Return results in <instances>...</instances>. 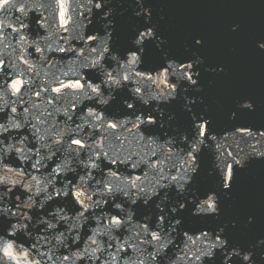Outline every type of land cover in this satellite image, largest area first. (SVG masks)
I'll list each match as a JSON object with an SVG mask.
<instances>
[{
  "label": "clouds",
  "instance_id": "1",
  "mask_svg": "<svg viewBox=\"0 0 264 264\" xmlns=\"http://www.w3.org/2000/svg\"><path fill=\"white\" fill-rule=\"evenodd\" d=\"M57 8L61 24L76 23L75 35L56 23ZM129 8L146 26L133 29L121 54L113 47L115 17ZM153 12L151 0H0V219L10 222L0 234V264H205L218 252L221 264L264 261V237L243 248L230 245L227 222L196 233L182 226L189 205L193 217L220 219L234 183L264 161V125L240 118L257 111L241 99L216 126L204 97L189 93L204 92L201 66L225 69L206 66L188 47L191 59L171 56ZM149 42L162 53L155 69L144 67ZM203 43L194 38L196 47ZM256 47L264 52V39ZM122 92V111H110ZM180 100L190 130L167 110ZM242 128L251 130L242 138L247 150L229 159L225 141ZM205 152L218 181L201 196L194 178ZM161 155L178 163L153 167ZM134 171L144 174L137 179ZM69 198L74 208L55 203ZM138 205L149 213L137 218ZM253 223L249 215L244 227Z\"/></svg>",
  "mask_w": 264,
  "mask_h": 264
},
{
  "label": "water",
  "instance_id": "2",
  "mask_svg": "<svg viewBox=\"0 0 264 264\" xmlns=\"http://www.w3.org/2000/svg\"><path fill=\"white\" fill-rule=\"evenodd\" d=\"M151 4L154 9L153 22L158 25L159 34L168 40L165 48L171 56L180 60L191 59L192 53L185 51L188 47L204 57L206 66L225 69L224 72L209 73L203 70L204 66H201L200 83L204 86V92L189 93L204 97L205 104L210 110L207 115L212 117L216 126L220 127L228 123V114L241 99H252L257 105V111L243 112L240 118L264 125V52H260L256 47V41L264 39V0H151ZM71 13L72 9L69 7L65 19ZM31 15L37 16V13L32 12ZM160 15L165 16L163 21L159 20ZM37 18L43 19V17ZM81 19L82 17H77V23ZM115 19L113 47L123 54L131 48V40L136 34L133 29L144 28L146 25L142 19H136L132 15L130 8L124 15H118ZM56 23L61 28H72V34H76V23L61 24L59 8L56 11ZM234 24L240 26L237 32L231 31ZM95 27L99 28V24ZM41 34H44L42 30ZM60 35L67 37L69 33L62 31ZM196 37L203 39L202 47L194 45ZM54 39L63 43L60 37ZM78 43L73 41L74 46ZM145 47L144 67L150 69L159 67L162 64L161 51L151 42ZM126 97V92L119 93L110 111H122V100ZM182 104V100L174 102L167 110L175 113L176 125L190 130L191 120L189 114L183 110ZM196 108L202 111L204 105L198 104ZM250 132L251 130L242 128L234 139L225 141V155L229 159L235 156L240 148L247 150L242 138L248 137ZM211 161V155L205 152L201 158V171L194 178V186L201 196L217 188L218 177L208 175L212 166ZM162 163L167 170L171 163L178 161H168L161 155V159L153 160V167H160ZM143 174V172H133L137 179ZM172 195L175 198V194ZM55 203H68L70 208H74L70 198L68 201ZM191 208L192 205H189L187 210L180 213L183 217L184 230L196 233L205 228L214 229L227 222L229 227L226 229V236L230 245L247 248L249 244H254L258 238L264 237V161H253L247 174L242 176L238 184L234 183L231 199H224L222 202L219 220L213 218L201 220L193 217ZM136 211L137 218H140L147 215L150 209L138 205ZM33 215L38 216L39 213L33 212ZM249 215L255 217V223L244 227ZM233 220L237 222L235 228L231 227ZM9 223L6 219H0V234L5 232ZM191 243H196L195 236ZM221 261L222 257L218 252L215 261L206 260L205 264H221ZM260 264H264V261Z\"/></svg>",
  "mask_w": 264,
  "mask_h": 264
}]
</instances>
